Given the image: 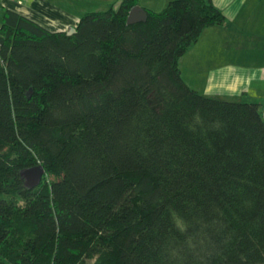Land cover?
Returning <instances> with one entry per match:
<instances>
[{
    "label": "trees",
    "instance_id": "obj_1",
    "mask_svg": "<svg viewBox=\"0 0 264 264\" xmlns=\"http://www.w3.org/2000/svg\"><path fill=\"white\" fill-rule=\"evenodd\" d=\"M136 5L72 34L4 10L0 264H264L261 103L202 94L179 65L227 18L170 0L128 24Z\"/></svg>",
    "mask_w": 264,
    "mask_h": 264
},
{
    "label": "crops",
    "instance_id": "obj_2",
    "mask_svg": "<svg viewBox=\"0 0 264 264\" xmlns=\"http://www.w3.org/2000/svg\"><path fill=\"white\" fill-rule=\"evenodd\" d=\"M213 1L227 21L206 28L181 57L182 76L207 96L260 102L264 116V0ZM72 2L66 6L58 0H4L0 12L11 9L48 30L69 31L81 18L79 6Z\"/></svg>",
    "mask_w": 264,
    "mask_h": 264
},
{
    "label": "rangeland",
    "instance_id": "obj_3",
    "mask_svg": "<svg viewBox=\"0 0 264 264\" xmlns=\"http://www.w3.org/2000/svg\"><path fill=\"white\" fill-rule=\"evenodd\" d=\"M64 5L68 6V2L72 0H58ZM77 2H72L78 11H80L81 17L89 12L104 11L110 7L117 9L120 5L121 0H75ZM170 0H140V5L150 8L155 11H162ZM69 4V3H68ZM2 18V13L0 12V20ZM215 97V96H211ZM215 98H226L227 96L215 97Z\"/></svg>",
    "mask_w": 264,
    "mask_h": 264
},
{
    "label": "water",
    "instance_id": "obj_4",
    "mask_svg": "<svg viewBox=\"0 0 264 264\" xmlns=\"http://www.w3.org/2000/svg\"><path fill=\"white\" fill-rule=\"evenodd\" d=\"M147 12L145 7L141 5L134 6L128 15L127 23L133 24L137 22H144L147 20ZM76 32V28L72 27L69 31H67L68 34H72ZM46 174V171L42 165H37L31 168H26L21 171V177L25 181V185L28 188H34L38 186L43 179V176Z\"/></svg>",
    "mask_w": 264,
    "mask_h": 264
},
{
    "label": "built area",
    "instance_id": "obj_5",
    "mask_svg": "<svg viewBox=\"0 0 264 264\" xmlns=\"http://www.w3.org/2000/svg\"><path fill=\"white\" fill-rule=\"evenodd\" d=\"M3 1H4V0H0V5H2Z\"/></svg>",
    "mask_w": 264,
    "mask_h": 264
}]
</instances>
